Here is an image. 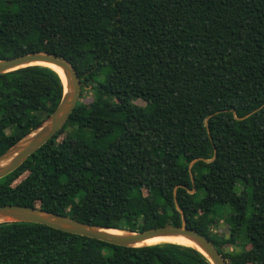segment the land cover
<instances>
[{
	"label": "trees",
	"instance_id": "trees-1",
	"mask_svg": "<svg viewBox=\"0 0 264 264\" xmlns=\"http://www.w3.org/2000/svg\"><path fill=\"white\" fill-rule=\"evenodd\" d=\"M34 51L67 59L91 100L0 178V205L126 231L184 216L228 264H264V0H0V59ZM63 94L48 65L0 73V154ZM0 264L212 263L191 245L2 221Z\"/></svg>",
	"mask_w": 264,
	"mask_h": 264
},
{
	"label": "water",
	"instance_id": "water-1",
	"mask_svg": "<svg viewBox=\"0 0 264 264\" xmlns=\"http://www.w3.org/2000/svg\"><path fill=\"white\" fill-rule=\"evenodd\" d=\"M43 64L60 68L65 76L64 94L53 112L35 129L0 154V178L16 169L25 159L46 143L63 127L73 111L81 93L82 82L73 65L65 58L46 51H34L14 57L0 59V73L19 67ZM33 133V134H32ZM32 134V135H31ZM6 160L2 163V160ZM2 221H28L46 224L65 231L95 237L119 245L135 246L146 244L145 240L157 235L178 234L191 239L193 246L205 254L212 264H228L218 248L198 230L186 226H158L142 231H126L115 227H105L81 221L74 217L47 211L34 206L20 204L0 205ZM103 228H113L122 233H110Z\"/></svg>",
	"mask_w": 264,
	"mask_h": 264
},
{
	"label": "bare ground",
	"instance_id": "bare-ground-1",
	"mask_svg": "<svg viewBox=\"0 0 264 264\" xmlns=\"http://www.w3.org/2000/svg\"><path fill=\"white\" fill-rule=\"evenodd\" d=\"M54 68H56L58 70V72L61 74L62 78L66 82V79H65V76H64L63 71L60 68L56 67V66ZM5 162H6L5 159L2 160V163H5ZM0 220H4V218H0ZM103 230L108 231L110 233H122L123 232V231H119V230L113 229V228H107V229L106 228H103ZM159 242H175V243H180V244H185V245L197 246L188 237H186L184 235H178V234L153 236V237L145 240L143 243H146V244H154V243H159Z\"/></svg>",
	"mask_w": 264,
	"mask_h": 264
},
{
	"label": "rangeland",
	"instance_id": "rangeland-1",
	"mask_svg": "<svg viewBox=\"0 0 264 264\" xmlns=\"http://www.w3.org/2000/svg\"><path fill=\"white\" fill-rule=\"evenodd\" d=\"M58 17H59V16H58ZM58 40L63 41V38H62L61 36H58ZM79 99H85L86 102H88L89 100H91V96H90V94H89V91H87V90H86V91H83V93L80 94ZM134 102H136V103H138V104H141V105H144V104H145V101L142 100V99H140V98H135V99H134ZM67 132H68V129H66V130L60 135V138H62L64 135H66ZM72 145L74 146V141H72ZM24 175H25V174H24ZM24 175H23V176H24ZM201 217L204 218L205 215H202ZM222 221H223V220H221V222H220V224H219L218 227H217V226H213V227H212L213 231L217 233V236H218V237H220L221 235H223L224 233L227 232V231H226V230H227L226 225L223 224L224 222H222ZM219 227H220V229H219Z\"/></svg>",
	"mask_w": 264,
	"mask_h": 264
}]
</instances>
